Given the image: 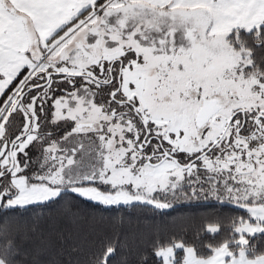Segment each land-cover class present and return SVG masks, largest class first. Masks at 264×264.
<instances>
[{"label":"snow or ice","instance_id":"obj_1","mask_svg":"<svg viewBox=\"0 0 264 264\" xmlns=\"http://www.w3.org/2000/svg\"><path fill=\"white\" fill-rule=\"evenodd\" d=\"M209 198L245 215L151 264H264V0H0V264L79 201Z\"/></svg>","mask_w":264,"mask_h":264},{"label":"trees","instance_id":"obj_2","mask_svg":"<svg viewBox=\"0 0 264 264\" xmlns=\"http://www.w3.org/2000/svg\"><path fill=\"white\" fill-rule=\"evenodd\" d=\"M66 199L72 200L71 195ZM77 207L74 218L59 213L45 216L40 236L25 242L41 264H89L106 241L120 245L111 264H139L145 255L151 264L155 240L176 237L192 242L207 222L245 215L243 209L222 206L211 198L177 202L165 212L147 205L104 208L85 201H79Z\"/></svg>","mask_w":264,"mask_h":264}]
</instances>
